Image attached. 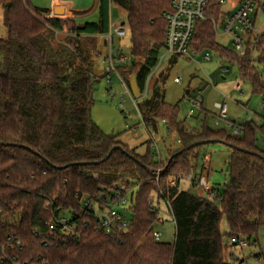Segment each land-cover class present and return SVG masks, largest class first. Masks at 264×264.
I'll return each instance as SVG.
<instances>
[{"label":"trees","instance_id":"obj_1","mask_svg":"<svg viewBox=\"0 0 264 264\" xmlns=\"http://www.w3.org/2000/svg\"><path fill=\"white\" fill-rule=\"evenodd\" d=\"M98 1V20L81 23L77 13L73 18L50 16V10H38L31 0H0L8 27L7 37L0 38V236L12 234L21 240V261L43 255L51 264L244 262L232 257L230 250L237 246L234 239L256 243L264 229V150L257 135L264 133V124L246 123L241 135L212 129L207 123L195 132L178 120L177 106L165 102L157 84L151 97L137 105L155 131L164 134L155 120L160 116V122L177 136L179 148L170 157L182 153L166 171L162 159L156 161L151 150L139 154L116 135L103 132L92 119L97 81L92 71L93 51L95 39L110 33L111 4L125 11L130 39V59L120 61L117 71L129 89L136 74L143 95L164 48V12L170 9L171 0ZM221 9L215 0L209 14L219 19ZM58 34H63L62 41ZM191 47L199 52L215 50L222 59L237 64L253 93L264 97L261 74L249 54L239 56L220 45L210 20L197 26ZM211 140L224 143L231 152L228 184L216 202L182 190L178 180L200 174L201 149L212 144ZM203 141L207 143L196 145ZM116 146L123 150H114L108 157ZM168 177L177 179L176 184L171 185ZM130 183L138 191L126 208L131 221L128 230L112 236L96 232L83 199L101 197L105 204L114 185L127 188ZM153 196L159 204L165 200L170 204L173 243L157 241L154 236V226L162 222V216L158 207H151ZM62 213L78 224L79 236L44 246L46 224ZM224 216L225 236L220 228Z\"/></svg>","mask_w":264,"mask_h":264},{"label":"rangeland","instance_id":"obj_2","mask_svg":"<svg viewBox=\"0 0 264 264\" xmlns=\"http://www.w3.org/2000/svg\"><path fill=\"white\" fill-rule=\"evenodd\" d=\"M224 1L221 9L223 15L219 20L215 16H213L214 20H210L213 28L219 21L214 28L216 41L235 54L242 56L235 49L232 36L225 34L223 23L227 16L237 9L240 0ZM260 1L264 2V0ZM98 2V0H66L68 6L73 7L75 11L84 12L81 18L77 19L81 23L98 20ZM31 4L38 10L45 11L51 7V0H31ZM63 14L64 12L60 13V16ZM110 15L112 23L116 26L126 20L125 11L114 3L111 4ZM63 18H73V15L70 13ZM253 18L256 31L249 35V41L244 47L245 49L249 48L246 52L261 74L264 83V61H259L260 57H264V7H256ZM7 35L6 11L0 5V38H5ZM58 40H63V34H58ZM95 42L92 71L97 77V81L94 84L92 119L103 132L116 135L119 141L128 147L136 148L137 153L145 154L151 150L156 161L162 159L165 168L170 155L179 148L176 134L168 130L165 123L160 122V116L155 120L163 128L164 134H159L151 125L147 124L137 105L142 99L134 100L122 85L117 74L113 72L112 82H109L107 68L108 65L110 66V45L105 46L104 41L100 38H96ZM111 46L114 48L113 57L115 59H119L121 56L130 59L129 36L125 38L114 36ZM204 53H209L211 60L204 61L202 56L194 61L177 57L173 59V63H170L173 57H167L155 70L153 84L147 98L151 97L155 85H161L165 102L173 107L177 106L178 120L184 121L186 127L195 132L200 130L205 123L212 129H225L230 134H234L236 128L244 126L246 123L262 126L264 124L263 95L253 93L251 83L241 78L237 64L222 59L215 50L209 49ZM175 79H178L179 82H175ZM237 84L244 91L243 95L235 89ZM198 99L203 101L202 108H199L195 103ZM217 104H226L227 119L221 118ZM191 110H194V113L191 114ZM257 135L258 145L264 150V133L259 131ZM152 145H154L153 148ZM229 155V147L224 143H212L202 147L199 161L202 166L205 163L210 164L211 183H220L225 179L224 172L227 170ZM226 173L228 172L226 171ZM172 179V177H168L167 180ZM127 188L129 189L126 194L127 203L119 207L123 212L130 205L132 194H136L138 191L134 183L127 185ZM180 188L196 195L200 194L198 188L185 181L180 182ZM160 207L162 222L156 223L154 229L162 233V242L173 243L175 240L173 215L165 209L166 205L163 201H161ZM126 212V216H128L129 212ZM220 228L225 236L228 231L225 216L221 220ZM227 242L231 245V241ZM257 254H262V256L255 257ZM230 255L238 260H244L243 264H264V229L260 231L256 243H253L252 240L247 247L237 245L230 250Z\"/></svg>","mask_w":264,"mask_h":264},{"label":"built area","instance_id":"obj_3","mask_svg":"<svg viewBox=\"0 0 264 264\" xmlns=\"http://www.w3.org/2000/svg\"><path fill=\"white\" fill-rule=\"evenodd\" d=\"M215 0H171L170 9L164 12V18L166 20V35L165 43L162 55L160 56L157 67L148 77L146 82L145 92L143 97H148L151 87L152 79L155 70L165 61L167 57H181L187 58L191 61L202 56L204 61L211 60L209 53L199 52L191 47L193 37L197 26L207 20H214L213 16L209 14V8ZM219 4L223 5L224 0H218ZM264 7V2L260 0H240L237 9L230 13L224 23V32L232 36V41L235 49L242 55L246 53L244 45L249 41L250 34L255 33V20L253 13L256 7ZM219 20V19H218ZM217 21L215 27L218 25ZM129 35V28L126 23H122L119 26L111 23L110 33L106 36H100L102 41H105L107 45H110V66L107 68V77L109 82H112V73L118 75L122 85L131 95L130 89L117 71V64L128 60L127 57H122L121 60L113 57L114 48L112 45V39L114 36L118 38H125ZM175 82H179L175 79ZM235 89L242 95L244 91L239 84ZM132 97V95H131ZM133 98V97H132ZM202 99L196 100V105L202 108ZM264 105V102H263ZM220 109V116L223 119H227V107L226 104H217ZM190 113H194L191 110ZM243 133V127L236 128L234 134L240 135ZM154 145H152V148ZM210 164L205 163L202 166V170L197 177L192 174L187 176H179V182L185 181L192 184L196 188L201 189V196L210 202H216L221 190L228 184V173H226L225 179L220 183H211V176L209 174ZM177 179L171 180V185L176 184ZM129 191L125 186L114 185L110 194L105 197L106 203H102V198H84L83 208L89 218L94 221V229L96 232H100L105 236H112L120 232H125L130 226V217L119 209L120 206L126 205V194ZM151 207L159 208L160 204L157 202L156 197L151 199ZM166 210L169 211L170 204L167 200L164 201ZM162 212V211H161ZM79 236V227L74 222L68 213H62L52 218L50 222L46 224V231L43 237L44 246L57 244L61 241H65L68 238ZM154 236L157 241H161L162 233L154 232ZM238 246L247 247L250 245L247 240L239 239L233 240ZM23 244L20 239L15 235H7L5 238L0 236V264H51L48 257L43 255H37L27 261H21L19 253L23 252ZM243 264V262L238 263Z\"/></svg>","mask_w":264,"mask_h":264},{"label":"water","instance_id":"obj_4","mask_svg":"<svg viewBox=\"0 0 264 264\" xmlns=\"http://www.w3.org/2000/svg\"><path fill=\"white\" fill-rule=\"evenodd\" d=\"M64 12L63 10L61 11V13ZM160 88V86L158 87ZM130 92H131V95L132 97L134 98V100H141L143 98V95L140 91V88L138 86V83H137V75L136 74H133L131 79H130ZM214 141H210V143H213ZM207 143L206 141H203V142H199L197 143L196 145L198 144H205ZM191 147L193 146H189L188 149H190ZM123 150L121 146H116L114 147L110 152H109V155L108 157L111 155V153L114 151V150ZM126 153L127 156H129L131 159H133L136 163L140 164L143 168L147 169V166H145L144 164H142L138 159H136L132 154H130L129 152L127 151H124ZM182 151H179L177 152L176 154H174L173 156L170 157L169 159V162L168 164L166 165V167L164 168L163 171H166L168 169V165L169 163L172 161V159L177 156L178 154H181Z\"/></svg>","mask_w":264,"mask_h":264},{"label":"crops","instance_id":"obj_5","mask_svg":"<svg viewBox=\"0 0 264 264\" xmlns=\"http://www.w3.org/2000/svg\"><path fill=\"white\" fill-rule=\"evenodd\" d=\"M49 10H50V16H57V17L68 16V14L70 15V13H71V15L72 14L74 15L75 13H77L78 14L77 18H81V16L84 14V12H77L73 9V7L68 6V4L66 3V0H51V7L49 8ZM62 10L64 11V14L62 16H60V13ZM111 23H112V21H111ZM104 44H105V46H107V43L105 41H104ZM129 149H136V148H130L129 147ZM228 162H229V159H228ZM228 162H227V165H228ZM226 171L224 172V177H226ZM199 190H200V195H201L202 191H201V189H199Z\"/></svg>","mask_w":264,"mask_h":264}]
</instances>
